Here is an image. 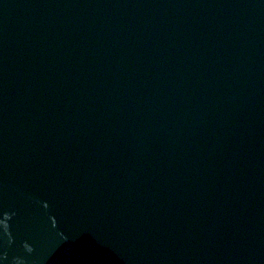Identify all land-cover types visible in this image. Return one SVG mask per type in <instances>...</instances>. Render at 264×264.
Returning a JSON list of instances; mask_svg holds the SVG:
<instances>
[{
  "label": "water",
  "instance_id": "obj_1",
  "mask_svg": "<svg viewBox=\"0 0 264 264\" xmlns=\"http://www.w3.org/2000/svg\"><path fill=\"white\" fill-rule=\"evenodd\" d=\"M0 264H264V0H0Z\"/></svg>",
  "mask_w": 264,
  "mask_h": 264
}]
</instances>
